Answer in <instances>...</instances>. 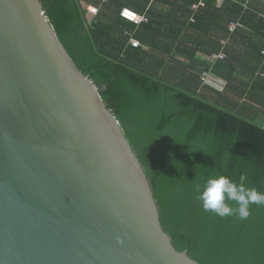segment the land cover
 <instances>
[{"label": "water", "instance_id": "obj_1", "mask_svg": "<svg viewBox=\"0 0 264 264\" xmlns=\"http://www.w3.org/2000/svg\"><path fill=\"white\" fill-rule=\"evenodd\" d=\"M0 264H200L41 0H0Z\"/></svg>", "mask_w": 264, "mask_h": 264}, {"label": "trees", "instance_id": "obj_2", "mask_svg": "<svg viewBox=\"0 0 264 264\" xmlns=\"http://www.w3.org/2000/svg\"><path fill=\"white\" fill-rule=\"evenodd\" d=\"M41 1L77 66L101 87L104 101L121 121L146 168L175 247L200 264H264V204L250 203L248 217L241 219L235 211L223 217L206 211L198 199L207 180L218 176L264 195V127L236 111L232 98L202 82L210 69L188 51L185 40L175 44L176 29H166L173 33L166 36L156 27L162 18L157 9L166 8L164 15L169 16L178 0L176 5L153 0L139 26L121 17L123 8L138 10L126 0L106 1L97 15L88 10L90 0ZM245 1L226 0L220 20L226 23V38L244 30L253 46L245 26L255 29L251 22L263 23V18L239 4ZM117 6L120 12L111 17L108 10ZM148 6L149 0L141 5ZM186 7H178L182 17L191 14ZM212 13L216 15L209 18L217 24L219 12ZM233 19L243 27L231 33ZM197 23L205 24L200 15ZM131 37L141 46H130ZM174 48L181 59L171 53ZM261 51L259 63L264 61ZM231 58L215 61L213 70L234 94ZM226 203L234 210L239 207L233 200Z\"/></svg>", "mask_w": 264, "mask_h": 264}, {"label": "crops", "instance_id": "obj_3", "mask_svg": "<svg viewBox=\"0 0 264 264\" xmlns=\"http://www.w3.org/2000/svg\"><path fill=\"white\" fill-rule=\"evenodd\" d=\"M98 1L96 6L102 8L106 5L108 0H90V4L94 5ZM129 4H135L138 9L137 12L140 15L146 17L147 9L153 3V0H149V6L146 9H142L147 0H134L135 3L130 0ZM173 3H175L174 0ZM186 0V4L183 5V0H178L174 10L169 16H165L164 12H169L166 8L160 6L157 9L160 20L157 22L159 28L164 29V35H172V32L167 33L166 29H176L172 35L175 44L181 40L187 42L188 51L194 55V57L202 60L206 63L210 70L209 77L205 85H209L214 89H217L221 93L227 94L235 102V110H241L242 113L247 116L255 117L256 123L264 127V61L259 63V50L264 49V0H246L245 2H239L244 6L246 10L251 9L258 14L260 18H263V23L260 20L252 21L254 28L245 26V29L249 31L251 37L254 39L253 46L248 45V35L243 31H238L234 35L225 37L226 23L220 20V11L224 7L225 2L221 0ZM122 2V1H121ZM194 5H199L197 10L193 9ZM140 6V7H139ZM179 6H187V9L191 10V14L182 17V13L178 10ZM119 7H113L108 10V14L114 17L119 11ZM249 8V9H248ZM176 10V11H175ZM136 11V10H135ZM219 12V18L217 24L212 23L209 16ZM100 14V13H99ZM194 15L196 21L191 22V16ZM203 17L205 24H198V16ZM218 16V14H217ZM236 20V19H233ZM185 23V25H183ZM140 41V40H139ZM142 44V42L140 41ZM222 45L218 52H213L217 45ZM214 46V47H213ZM262 47V48H261ZM224 51L227 56L231 55L233 60L234 70V94L231 91H227L228 82L224 78L214 74L215 61L211 58L213 53H219ZM171 53L177 57L182 58L176 48L171 50Z\"/></svg>", "mask_w": 264, "mask_h": 264}, {"label": "clouds", "instance_id": "obj_4", "mask_svg": "<svg viewBox=\"0 0 264 264\" xmlns=\"http://www.w3.org/2000/svg\"><path fill=\"white\" fill-rule=\"evenodd\" d=\"M243 179V177H241ZM206 211H214L223 217L238 212L241 219L249 215L250 203L264 204V195H258L254 189H244L225 176H218L207 180L203 192L198 196ZM233 200L239 207L232 209L226 201Z\"/></svg>", "mask_w": 264, "mask_h": 264}, {"label": "built area", "instance_id": "obj_5", "mask_svg": "<svg viewBox=\"0 0 264 264\" xmlns=\"http://www.w3.org/2000/svg\"><path fill=\"white\" fill-rule=\"evenodd\" d=\"M221 1L225 2L226 0H221ZM198 8H199V5L193 6V9H195V10H197ZM88 10L95 15L100 13V7L99 6L91 5L88 7ZM120 15L123 19H125L131 23H134L137 26L141 25L146 20L144 16L138 14L137 12H135L134 10H131L129 8H123L120 12ZM195 21H196L195 16L192 15L191 16V22H195ZM242 27H243V24L241 23L240 20L231 21L229 23V30L231 33H234L238 28H242ZM129 45L132 47L138 48L141 46V43L137 39L131 37L129 39ZM261 55L264 57V49L261 51ZM211 58L214 61L225 60L227 58V54L224 51H221L219 53H213ZM209 75H210L209 71H205L203 73V75L201 76V80L203 83L207 82V78L209 77Z\"/></svg>", "mask_w": 264, "mask_h": 264}, {"label": "rangeland", "instance_id": "obj_6", "mask_svg": "<svg viewBox=\"0 0 264 264\" xmlns=\"http://www.w3.org/2000/svg\"><path fill=\"white\" fill-rule=\"evenodd\" d=\"M227 95V94H226ZM228 96V95H227ZM229 97V96H228ZM231 98V97H230Z\"/></svg>", "mask_w": 264, "mask_h": 264}]
</instances>
